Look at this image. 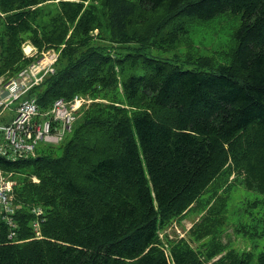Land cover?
Segmentation results:
<instances>
[{
  "label": "trees",
  "instance_id": "16d2710c",
  "mask_svg": "<svg viewBox=\"0 0 264 264\" xmlns=\"http://www.w3.org/2000/svg\"><path fill=\"white\" fill-rule=\"evenodd\" d=\"M225 11L241 22L223 63L146 55L175 49L186 20ZM26 42L59 50L55 74L26 94L41 112L75 95L100 101L78 111L59 156L0 157L18 206L14 228L0 222V264H264V246L219 256L213 241L236 185L264 207V0H0V80L32 61ZM209 191L186 237L160 238ZM251 221L237 232L264 241V211Z\"/></svg>",
  "mask_w": 264,
  "mask_h": 264
},
{
  "label": "built area",
  "instance_id": "2783aa9c",
  "mask_svg": "<svg viewBox=\"0 0 264 264\" xmlns=\"http://www.w3.org/2000/svg\"><path fill=\"white\" fill-rule=\"evenodd\" d=\"M27 46L23 49L24 56L35 57V60L15 76L5 81L0 80V157L9 162L35 157L39 144H60L70 133L78 111L89 102L86 98L75 95L68 101L56 99L47 111L41 112L36 98L26 97V94L39 86L46 76L55 74L58 53L50 49L36 57L35 49ZM14 104L16 106L11 108ZM7 110L13 111L14 117L9 124H2L3 113ZM10 175L12 176L11 173L0 169V222L14 228L12 216L18 206L14 203L16 182ZM32 181L38 182L35 177ZM30 212L34 215L33 231L35 236L39 237L40 223L44 221L43 209L40 206H32Z\"/></svg>",
  "mask_w": 264,
  "mask_h": 264
},
{
  "label": "rangeland",
  "instance_id": "374dc122",
  "mask_svg": "<svg viewBox=\"0 0 264 264\" xmlns=\"http://www.w3.org/2000/svg\"><path fill=\"white\" fill-rule=\"evenodd\" d=\"M240 22V15L232 14L229 11H225L213 17L212 19L205 21L198 19L186 20L185 26L188 33L181 39L179 45L176 46L175 49L165 52L156 48H151L147 49L146 55L152 58L165 60H173L174 57L177 56L181 62V60L189 51L194 55L195 58L196 56L213 57L217 63L221 64L224 62L222 57L223 53L233 49L236 46V41L233 35L238 29ZM27 45H29V47H33V45L26 42L23 45V49H26ZM187 45L190 46L188 47ZM134 46L136 45H131V48ZM33 48L35 49L37 57L41 52H38L37 48ZM117 51L121 50L117 49ZM54 52H57L59 55V50L54 49ZM30 59L34 61L35 57H31ZM79 96L83 99L86 98L89 101L88 103H85L81 109H86L87 106L92 102L100 101L98 99H91L88 96ZM15 106L16 104L12 105L11 108H14ZM13 117V111H5L1 120L2 124H9ZM1 140L2 136L0 134V144ZM60 146L61 144L53 146L39 144L38 151L45 150L53 156H59L61 152L59 148ZM10 177L15 180L13 175H10ZM226 197V213L224 214V221L222 226L219 228V232L217 233L216 237L213 239L214 242L215 240H219L224 246V251L219 256L225 254L228 250H233L237 253L246 251L253 252L255 255L258 254L264 246V241L262 239H250L244 234L243 231H237L241 228V225H248L250 227L253 226L251 219L258 217L263 213L264 207L261 204H258L257 206L252 205L255 201L262 199V196L254 192L247 191L240 185H236L235 188L231 189L229 195H226ZM200 201L202 204H204L202 207H194L183 217L175 219L171 223L170 227L160 233V238H162L164 235H167L170 239L186 237L189 229L205 213L207 208L206 204L208 202L211 204L214 199L209 191L201 195ZM211 242V238H206L201 241L190 242V244L193 249H203L200 248V246L210 244ZM255 262L256 256L254 257L252 264H255ZM209 264H211V262Z\"/></svg>",
  "mask_w": 264,
  "mask_h": 264
}]
</instances>
